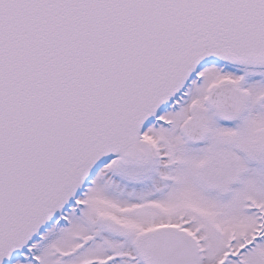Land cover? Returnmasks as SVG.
<instances>
[{
	"label": "snow or ice",
	"instance_id": "obj_1",
	"mask_svg": "<svg viewBox=\"0 0 264 264\" xmlns=\"http://www.w3.org/2000/svg\"><path fill=\"white\" fill-rule=\"evenodd\" d=\"M0 264H264V0H0Z\"/></svg>",
	"mask_w": 264,
	"mask_h": 264
}]
</instances>
